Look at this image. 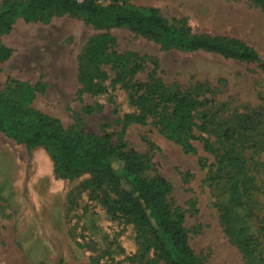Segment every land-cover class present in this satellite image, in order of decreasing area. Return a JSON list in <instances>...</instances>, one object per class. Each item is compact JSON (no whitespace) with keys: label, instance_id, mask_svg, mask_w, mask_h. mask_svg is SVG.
I'll return each instance as SVG.
<instances>
[{"label":"rangeland","instance_id":"1","mask_svg":"<svg viewBox=\"0 0 264 264\" xmlns=\"http://www.w3.org/2000/svg\"><path fill=\"white\" fill-rule=\"evenodd\" d=\"M128 2L137 8L157 7L168 17L184 20L193 32L239 38L264 60V11L252 0ZM102 33L112 37L108 52L120 56L127 68H139L114 81L121 66L101 63L99 70L107 77L95 76L92 83L104 90L90 92L80 77L81 71H93L85 47ZM0 41L12 50L0 61V91L15 83L34 88L30 106L57 118L67 133L109 134L110 142L118 143L123 116L136 112L132 92L123 83L157 79L167 92L187 93L199 102L197 121L211 123L203 132L196 129L197 134L217 140L227 125L249 121L240 116L244 114L256 120L252 134L264 136V70L255 63L202 50L163 49L127 27L96 28L82 16L66 14L53 15L47 23L18 17L8 34H0ZM122 141L171 183L170 202L184 214L189 245L205 257L204 264H251L221 224L209 179L214 157L201 141L193 140L194 149L186 150L168 139L153 117L130 123ZM257 165L250 226L258 236L259 264H264V149ZM103 193L89 173L60 177L45 147L28 149L0 131V264H165L151 243L143 242L137 227L106 211Z\"/></svg>","mask_w":264,"mask_h":264},{"label":"trees","instance_id":"2","mask_svg":"<svg viewBox=\"0 0 264 264\" xmlns=\"http://www.w3.org/2000/svg\"><path fill=\"white\" fill-rule=\"evenodd\" d=\"M252 1L264 11V0ZM65 14L82 16L96 28L127 27L163 49L202 50L226 59L255 63L264 70V60L243 40L193 32L184 20L168 17L157 7L137 8L128 0H4L0 8V34H8L18 17L26 22L47 23L53 15ZM111 39L109 34L102 33L87 41L85 59L92 64L93 71L86 75L80 72L86 91L104 90L100 84L92 83L95 76L101 80L107 77L99 70L101 63L121 66L114 81H121L124 75H132L139 68L138 65L127 68L120 56L107 51ZM11 54L12 50L0 41V61ZM122 86L132 92L136 112L123 116L118 143L112 144L109 134L65 132L57 118L30 106L34 88L24 83L0 91V131L28 149L45 147L60 177L89 173L93 186L104 190L101 203L106 211L137 227L143 242H150L165 264H204L205 257L194 253L189 245L184 214L170 202L171 183L141 154L127 147L122 133L130 123L153 117L160 131L186 150L194 149L193 140L201 141L214 157L210 166L215 168L209 170V179L224 231L249 263L259 264L258 236L250 226L258 189L254 183L255 168L264 149V136L257 138L258 134H252L256 120L241 114L249 121L245 120L242 127L241 122L227 125L217 140H211L196 133V129L205 131L211 121H197L195 107L199 102L189 94L167 92L157 79L146 83L126 81ZM253 146L257 149L246 154L245 150ZM255 156L253 165L248 164Z\"/></svg>","mask_w":264,"mask_h":264},{"label":"built area","instance_id":"3","mask_svg":"<svg viewBox=\"0 0 264 264\" xmlns=\"http://www.w3.org/2000/svg\"><path fill=\"white\" fill-rule=\"evenodd\" d=\"M76 1H78V2H82V1H84V0H76Z\"/></svg>","mask_w":264,"mask_h":264},{"label":"bare ground","instance_id":"4","mask_svg":"<svg viewBox=\"0 0 264 264\" xmlns=\"http://www.w3.org/2000/svg\"><path fill=\"white\" fill-rule=\"evenodd\" d=\"M23 39V38H22Z\"/></svg>","mask_w":264,"mask_h":264}]
</instances>
